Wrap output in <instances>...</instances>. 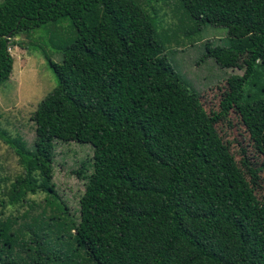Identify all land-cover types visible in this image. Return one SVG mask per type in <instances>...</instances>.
<instances>
[{
  "label": "trees",
  "instance_id": "obj_1",
  "mask_svg": "<svg viewBox=\"0 0 264 264\" xmlns=\"http://www.w3.org/2000/svg\"><path fill=\"white\" fill-rule=\"evenodd\" d=\"M180 1L196 26L226 28L207 57L246 65L211 112L160 48L143 0H0V86L19 35L65 18L77 32L50 62L58 84L31 117L33 148L0 131L24 167L13 200L51 191L56 139L94 148L78 225L58 228L75 252L60 258L1 210L0 264H264L260 168L242 161L249 178L216 128L235 109L264 155V0Z\"/></svg>",
  "mask_w": 264,
  "mask_h": 264
},
{
  "label": "rangeland",
  "instance_id": "obj_2",
  "mask_svg": "<svg viewBox=\"0 0 264 264\" xmlns=\"http://www.w3.org/2000/svg\"><path fill=\"white\" fill-rule=\"evenodd\" d=\"M144 12L155 19V35L160 48L168 54L177 71L200 93L207 112L217 110L228 91L231 75H243L244 58L223 66L207 57V45L227 42L226 28L204 24L196 26L189 19L180 0H143ZM69 18L49 23L16 40L13 45L14 68L10 78L0 86V131L13 140L33 148L35 124L31 117L38 105L57 86V77L50 65L60 62V47L69 44L76 35ZM217 131L229 145L236 161L249 178L248 168H260L255 191L264 192V155L255 147L240 114L231 110L227 119L216 124ZM94 148L89 143L56 139L53 143L52 172L48 178L50 192L27 194L26 199L14 201L13 185L21 180L24 167L12 146L0 137V211L9 217L12 228L21 233L36 226L39 238L52 246L62 259L75 252L68 234L61 235L59 227L68 223L71 232L80 219V199L93 171ZM247 160L246 167L242 161ZM36 179L39 172L35 171ZM32 246L36 245L34 241ZM25 253L26 251H22ZM70 264H86L72 256Z\"/></svg>",
  "mask_w": 264,
  "mask_h": 264
}]
</instances>
